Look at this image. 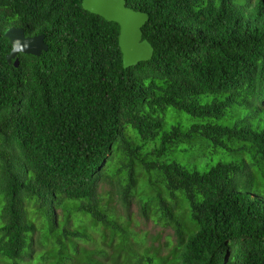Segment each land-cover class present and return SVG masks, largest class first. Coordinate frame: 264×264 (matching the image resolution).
<instances>
[{"label":"trees","instance_id":"obj_1","mask_svg":"<svg viewBox=\"0 0 264 264\" xmlns=\"http://www.w3.org/2000/svg\"><path fill=\"white\" fill-rule=\"evenodd\" d=\"M81 1L0 0L2 264H103L78 241L127 243L108 199L127 211L139 169L174 243L167 261L128 247L122 264H264V0H125L153 48L128 67L119 25ZM9 27L47 49L14 67ZM167 108L191 122L164 128ZM197 144L193 165L175 156Z\"/></svg>","mask_w":264,"mask_h":264},{"label":"rangeland","instance_id":"obj_2","mask_svg":"<svg viewBox=\"0 0 264 264\" xmlns=\"http://www.w3.org/2000/svg\"><path fill=\"white\" fill-rule=\"evenodd\" d=\"M161 117L164 120V128H169L173 124H179L183 127L187 126L192 118L184 113L176 111L172 108L165 109L161 113ZM128 131L132 132L130 128ZM138 140V137H135ZM153 144H148L144 147V151L153 147ZM193 152L181 155L176 154L175 156L189 161L191 165L198 159L202 154L208 155L210 148H206L204 144L195 145ZM173 156L171 153H166L163 158L169 159ZM207 169V167H205ZM149 175L143 170L139 169L136 174V185L134 194L128 205L126 211L120 200L118 194L113 193L112 198L108 199L111 207L117 212V223L121 225L128 232V241L126 244H122V239L119 236L111 235L110 230L95 231L89 229L92 240L89 241H78V247L80 253L89 254L90 257L99 260L103 264H122L126 258L128 247L137 251L139 254L158 255L162 260L167 261L170 258V251L172 248L173 230L171 226L165 223L163 220L157 218L159 215L155 209V201L151 198L155 195V187L149 184ZM157 185V183H155ZM160 190L162 196H166V193ZM101 192V191H100ZM150 199V201H147ZM142 200H146L147 205L142 208ZM146 214V216L144 215ZM42 248H37L34 256ZM82 257L80 254L75 256L73 264H82ZM32 257L28 262L24 264H43V262L33 261ZM0 264L2 262L0 261Z\"/></svg>","mask_w":264,"mask_h":264},{"label":"water","instance_id":"obj_3","mask_svg":"<svg viewBox=\"0 0 264 264\" xmlns=\"http://www.w3.org/2000/svg\"><path fill=\"white\" fill-rule=\"evenodd\" d=\"M81 5L83 9L119 25L118 44L124 67L135 65L139 61H146L152 57L153 48L145 39H142L141 27L148 19L145 12L126 6L125 0H82ZM4 35L11 45L6 60L7 62L13 61L14 67L19 65L18 53L38 56L47 49L42 35L25 36L21 27H9ZM17 41L21 45L27 44L22 52L13 51V46Z\"/></svg>","mask_w":264,"mask_h":264},{"label":"clouds","instance_id":"obj_4","mask_svg":"<svg viewBox=\"0 0 264 264\" xmlns=\"http://www.w3.org/2000/svg\"><path fill=\"white\" fill-rule=\"evenodd\" d=\"M26 47H27V44H26V43L23 44V45H21V44H19V42L17 41V42H15V44H14V46H13V51H20V52H22L23 49L26 48Z\"/></svg>","mask_w":264,"mask_h":264}]
</instances>
